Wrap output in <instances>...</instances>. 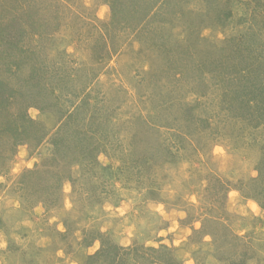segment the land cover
Here are the masks:
<instances>
[{"label": "rangeland", "instance_id": "rangeland-1", "mask_svg": "<svg viewBox=\"0 0 264 264\" xmlns=\"http://www.w3.org/2000/svg\"><path fill=\"white\" fill-rule=\"evenodd\" d=\"M0 92V264H264V0H0Z\"/></svg>", "mask_w": 264, "mask_h": 264}, {"label": "trees", "instance_id": "trees-1", "mask_svg": "<svg viewBox=\"0 0 264 264\" xmlns=\"http://www.w3.org/2000/svg\"><path fill=\"white\" fill-rule=\"evenodd\" d=\"M111 12H112V10H111ZM0 95H1V92H0ZM0 98L6 99V97L4 96V93H2V95L0 96ZM130 250L134 252L135 251V248L130 249ZM153 250L155 252H154V254H152V256L150 254H148V258L144 257V259H146V260L149 259L150 260L149 262L151 264L152 263H156L157 261H160L161 260V257L159 255H161V251L162 250H155V249H153ZM101 254H109L108 253V249L105 248V246L103 245V243L101 244V247L98 249V251H96L94 254L88 256V259L96 258V257L100 256Z\"/></svg>", "mask_w": 264, "mask_h": 264}, {"label": "clouds", "instance_id": "clouds-1", "mask_svg": "<svg viewBox=\"0 0 264 264\" xmlns=\"http://www.w3.org/2000/svg\"><path fill=\"white\" fill-rule=\"evenodd\" d=\"M253 207H255V206H253Z\"/></svg>", "mask_w": 264, "mask_h": 264}]
</instances>
